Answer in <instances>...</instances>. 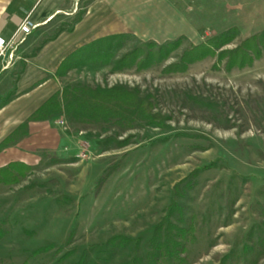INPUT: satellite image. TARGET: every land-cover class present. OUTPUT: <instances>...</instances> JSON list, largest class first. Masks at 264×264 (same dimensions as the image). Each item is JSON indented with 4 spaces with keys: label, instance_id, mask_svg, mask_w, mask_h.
<instances>
[{
    "label": "rangeland",
    "instance_id": "obj_1",
    "mask_svg": "<svg viewBox=\"0 0 264 264\" xmlns=\"http://www.w3.org/2000/svg\"><path fill=\"white\" fill-rule=\"evenodd\" d=\"M186 16L196 30L162 63L114 71L102 59L62 77L61 88L126 85L164 125L55 115L62 144L0 183V264H177L157 246L166 236L185 244L183 264H264V55L242 69L206 57L162 71L231 27L224 48L263 31L264 0H190ZM139 45L123 39L115 57Z\"/></svg>",
    "mask_w": 264,
    "mask_h": 264
},
{
    "label": "crops",
    "instance_id": "obj_2",
    "mask_svg": "<svg viewBox=\"0 0 264 264\" xmlns=\"http://www.w3.org/2000/svg\"><path fill=\"white\" fill-rule=\"evenodd\" d=\"M189 1L0 0L1 38H9L26 19L32 25L9 65L2 66L8 57L0 60V143L61 89L62 77L55 73L64 57L113 34L156 43L188 36L196 30L186 16ZM49 32L53 34L47 41L38 44ZM5 98L8 100L1 103ZM55 120L52 116L28 122L23 135L0 149V167L10 162L31 166L37 161L38 149L61 145L64 139L54 128Z\"/></svg>",
    "mask_w": 264,
    "mask_h": 264
},
{
    "label": "trees",
    "instance_id": "obj_3",
    "mask_svg": "<svg viewBox=\"0 0 264 264\" xmlns=\"http://www.w3.org/2000/svg\"><path fill=\"white\" fill-rule=\"evenodd\" d=\"M237 36V28L231 27L202 43L191 44L183 50L177 61L163 66L162 71L164 73L184 72L190 64L206 57H215L219 63L224 61V67L228 71L233 68L242 69L252 65L255 59L264 55V30L243 38L232 48H224ZM128 38L136 39L130 34H113L78 47L61 60L55 73L56 77H64L71 69L102 59H106L105 63L112 60L114 71L125 70L133 66L137 70L145 69L153 64L166 61L171 53L181 46L184 39L183 36H179L162 43L145 41L143 44L136 39L140 42L139 46L131 48L116 58V53L122 47L121 41ZM46 41L45 39L42 43ZM7 100L8 98L2 99L1 103ZM153 109L154 105L149 97L142 96L138 91L121 83L111 86L65 85L40 105L10 136L6 137L0 143V149L23 135L22 130L28 122L47 120L59 114L63 115L68 122L78 124L115 122L117 125L134 127L138 120H145L149 124L163 126L162 117ZM116 144L120 147L127 143L117 139ZM30 170L31 166L23 162H10L0 167V183L17 184ZM170 242L173 244V249L170 248ZM157 246L162 253L164 250L176 258L177 264H183L185 261V258L174 255V252L180 254L184 252V243H179L166 236L165 241Z\"/></svg>",
    "mask_w": 264,
    "mask_h": 264
},
{
    "label": "built area",
    "instance_id": "obj_4",
    "mask_svg": "<svg viewBox=\"0 0 264 264\" xmlns=\"http://www.w3.org/2000/svg\"><path fill=\"white\" fill-rule=\"evenodd\" d=\"M31 27L32 25L30 21L26 19L20 23V25L9 38L3 39L0 37V60L4 59V57H8L7 61L2 65L3 68L7 67L12 61L14 52L24 41L25 36L30 32ZM64 122L65 121L63 119L59 121V123L62 125Z\"/></svg>",
    "mask_w": 264,
    "mask_h": 264
}]
</instances>
